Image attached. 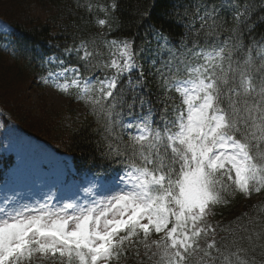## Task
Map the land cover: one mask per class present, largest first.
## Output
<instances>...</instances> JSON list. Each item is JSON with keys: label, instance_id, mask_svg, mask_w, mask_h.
<instances>
[{"label": "snow or ice", "instance_id": "obj_1", "mask_svg": "<svg viewBox=\"0 0 264 264\" xmlns=\"http://www.w3.org/2000/svg\"><path fill=\"white\" fill-rule=\"evenodd\" d=\"M225 5L234 10L231 29L219 16ZM77 7L104 12L96 24L114 30L117 0L106 6L85 0ZM201 9L196 36L202 30L205 44L213 37L217 42L199 51L198 40L188 47L185 25L178 46L152 27L162 41L155 53L145 48L147 40L137 49L135 37L108 40V33H98L64 47L65 54H75L74 65L48 57L58 67L41 80L82 101L95 116L104 130L101 158L119 167L123 175L115 179L125 186L90 207L68 203L57 210L44 203L6 209L0 217V264H119L130 257L134 264H264V207L254 204L255 215L209 222L213 209L229 206L237 194L264 192V46L254 56L256 42L243 43L249 3L205 2L197 13ZM139 15L143 20L149 13ZM221 31L230 33L223 42ZM164 50L169 59L157 68V59L149 57ZM148 77L159 89L154 99ZM102 179L96 176L84 191L93 192ZM14 199L4 194L5 205Z\"/></svg>", "mask_w": 264, "mask_h": 264}, {"label": "trees", "instance_id": "obj_2", "mask_svg": "<svg viewBox=\"0 0 264 264\" xmlns=\"http://www.w3.org/2000/svg\"><path fill=\"white\" fill-rule=\"evenodd\" d=\"M111 2L112 0H91L94 5L106 6ZM205 2H215L219 5L222 0H117L119 5L116 13L117 21L113 24L114 30L108 32L107 28L101 31L96 24L97 19L106 18L104 12L94 7L92 13H89L86 8L77 7V3L83 5L85 0H0V19L9 27V32L0 35V116L3 124H14L33 135L37 140H43L39 133L42 125L32 127L30 125L32 123L29 122L31 117L26 107L22 105L26 101V92H8V90L18 89L22 85L26 87L30 83L40 86L41 77L51 69L47 62L48 57L63 56L64 47L72 46L74 43L78 44L82 36L108 33L106 37L108 40L135 37L134 47L138 49L139 45L147 40L149 43L144 45L145 48L155 53L162 41L156 40L154 33L150 31L152 27L160 29L170 37L173 46H178L185 32V25H189V48H192L193 40L199 41V47L194 49L195 51L217 42V38L213 37L209 39L208 44H205L202 30L200 35L196 36L197 30H200L199 16L203 14V9L199 13L196 9ZM231 2L232 0H229V3ZM245 2L252 5V9L250 19L246 24L241 25L244 29L243 43L245 46H251L253 41L256 42L257 48L253 49L255 56L259 47L264 46V20L259 19L264 16V0H236V3L241 6ZM145 11L149 15L142 20L139 14ZM233 11L227 5L219 9V16L225 21V29H231L234 26ZM177 16L183 20V23L177 21ZM248 24H252L253 27L248 28ZM229 34L228 31H221L218 41L223 42ZM169 55V52L164 50L160 52L159 57L149 58H156V67L159 68L162 61L169 59ZM138 60L147 73V59L141 54ZM76 63L77 60L74 57L72 65ZM132 75L133 79H136L138 72L134 71ZM148 79L154 99L159 93L157 82L154 77H148ZM19 98L24 102H20ZM177 103H179L178 98ZM40 113L45 125L51 129L56 128L58 124L61 125L62 118L69 115L68 110L59 114H52L53 112H48V110ZM61 115L65 116L59 118ZM66 134L65 139L60 137L64 142V149L56 145L54 147L59 152L70 155L75 170L74 174L70 173L71 177L95 179L96 176H102L107 180H117L115 178L118 175H123L119 167L109 166L101 158L100 153L104 150L102 140L104 130L90 111H87L82 120ZM125 139H127L126 136ZM14 159V156L0 157V184L4 182L8 170L14 165ZM261 193L264 194V192ZM254 196L245 198L237 194L229 206L213 209L216 217H224L221 221H228L243 213H248L250 216L255 215L256 209L250 206L256 204L264 207V195L257 201H254ZM126 260L129 264H134L131 257L124 259Z\"/></svg>", "mask_w": 264, "mask_h": 264}, {"label": "rangeland", "instance_id": "obj_3", "mask_svg": "<svg viewBox=\"0 0 264 264\" xmlns=\"http://www.w3.org/2000/svg\"><path fill=\"white\" fill-rule=\"evenodd\" d=\"M99 26V25H98ZM104 31L106 27H100ZM9 32V27L0 19V35ZM101 51L107 56V49ZM58 59L65 60V66L72 64L75 54H64L56 56ZM50 70L55 71L58 65L52 61L49 62ZM48 73L45 75L47 76ZM61 82H64L61 80ZM70 83V80L68 81ZM41 85L30 83L26 87L11 89L8 92H26L25 103L19 98L22 105L27 109L29 122L32 127L41 126L40 134L42 141L37 140L33 135L22 131L14 124L4 125L0 116V155L14 156V165L8 170L7 177L0 185V217L5 216V210L16 207L22 210L23 206L29 208H39L42 204L48 203L51 207L59 209L65 204L73 203L79 207H90L92 201L101 200L110 196L113 191L119 187H124L122 183L116 181L100 180L97 183L99 187L93 189V192H85L84 189L91 186L95 180H75L66 179L67 170H72V164L69 156H61L55 152L54 145L64 149L66 132L75 124L80 122L87 112V106L82 101H77L71 95H65L59 89L46 85L41 80ZM75 87H70L69 92L74 93ZM53 112L52 114L65 113L61 115V125L51 129L44 123L41 111ZM59 120V119H58ZM60 123V120L58 121ZM55 131V132H53ZM55 149V150H54ZM58 151V150H57ZM61 153V152H60ZM15 196V199L9 204L4 203V194ZM53 195V200H48V196ZM258 199L254 200L257 201ZM72 210H69L71 212ZM6 218V217H5ZM31 264H43L42 260L33 259ZM121 264H129L124 263Z\"/></svg>", "mask_w": 264, "mask_h": 264}]
</instances>
